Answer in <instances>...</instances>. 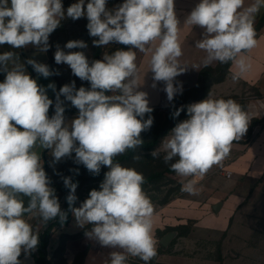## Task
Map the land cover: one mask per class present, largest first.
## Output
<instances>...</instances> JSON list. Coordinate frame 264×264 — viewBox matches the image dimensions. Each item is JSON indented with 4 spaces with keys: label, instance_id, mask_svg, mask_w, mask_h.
<instances>
[{
    "label": "clouds",
    "instance_id": "clouds-1",
    "mask_svg": "<svg viewBox=\"0 0 264 264\" xmlns=\"http://www.w3.org/2000/svg\"><path fill=\"white\" fill-rule=\"evenodd\" d=\"M107 0H85L71 4L65 11L62 0H0V45L21 49L29 45L40 52L49 50V36L65 17H86L88 33L96 47L112 42L130 46L129 50L104 52L101 60L91 63L83 51L65 52L59 46L56 64H66L72 74L90 83L76 89L75 82L56 92L55 114L49 117L53 100L46 89L27 74L15 51L0 54V264H22L19 257L34 252L39 244L40 227L29 222L37 218L44 226L67 213L61 210L55 189L50 187L37 147L50 150L53 163L72 157L90 173L99 175L107 167L100 190H91L89 198L74 207L77 183L62 177L69 189L66 201L79 227L90 225L85 236L101 247L112 249L105 264H127L138 258L149 264L156 255L154 205L144 191V175L135 168L114 162L127 151H135L144 141L141 133L151 128L153 118L145 114L147 93L141 86L137 51L150 55L149 71L153 85L164 82L169 101L180 91L174 79L188 66L181 65L183 55L179 38L180 21L175 0H124L109 10ZM264 9V0H199L183 25L203 29L195 47L205 56L200 65L214 62L231 64L233 81L251 68L248 55L259 45L256 17ZM66 49H85L82 40L68 41ZM36 73L48 78L49 66L34 59L26 61ZM48 89L54 92L55 84ZM106 92L112 93L106 95ZM78 109L70 123L65 121L64 101ZM183 108L177 109L178 117ZM188 119L178 123L151 152L154 159L164 153L163 161L179 177H191L182 183L181 192L198 195L195 178H203L230 154L234 141L247 132L258 113L243 110L234 99L206 98L187 106ZM136 156L134 159H140ZM78 174V169L76 170ZM23 197H27V203Z\"/></svg>",
    "mask_w": 264,
    "mask_h": 264
},
{
    "label": "crops",
    "instance_id": "crops-1",
    "mask_svg": "<svg viewBox=\"0 0 264 264\" xmlns=\"http://www.w3.org/2000/svg\"><path fill=\"white\" fill-rule=\"evenodd\" d=\"M251 2L252 0H245L246 6ZM197 3L199 0H175V11L181 24L179 38L183 51L179 61L181 65L188 67L174 79V86L180 88V91L172 101L184 90L196 85L203 68L192 67L200 65L205 56L202 50L195 47V42L202 38L203 29L199 26L190 28L183 25L186 16ZM259 14H264V9H261ZM257 39L258 47L248 53L251 57V70L238 81H233L234 67L230 64L224 79L214 82L202 100L234 99L238 103L244 102L243 110L249 109L258 115L250 121L248 130L242 138L233 142L227 158L220 165L213 166L202 179L195 178L200 189L198 195L191 196L180 192L168 202L154 208L157 255L149 262L150 264L262 263V260H255L259 254L254 251L264 249V194L258 195L253 192L264 188V27ZM4 51H15L20 62L24 64L27 74L40 86L45 87L47 95L52 99L59 85L56 74L44 78L26 63L28 59H34L38 63L48 65L54 72L50 65V51L40 52L31 45L21 49H12L7 44L0 45V54ZM138 54L136 63L142 83L138 90L147 93L149 107L171 103L164 91V82H156V87H152L153 73L149 71L151 54ZM217 64L218 62H214L211 66ZM4 79L5 73L0 72V82ZM50 83L55 84V92L47 88ZM48 115L51 118L49 113ZM46 150L40 147L36 149L41 155L44 170ZM227 170L231 172L230 176L227 175ZM188 179L192 178L183 177L182 183ZM50 187L55 189L59 199L60 190L52 183ZM23 199L27 203L28 198L23 197ZM82 202L83 200L77 199L74 207H79ZM29 222L34 228L39 225L40 240V235L46 226L39 224L37 218H32ZM189 225H191L190 231L185 232L184 229ZM90 227V225L79 227L73 215L68 224L54 227L46 248V258L50 264H105L107 255L112 249L103 248L97 242L88 239L85 232ZM170 232L173 236L168 244L164 245L161 241ZM38 247L27 257L21 254L19 259L22 264H42L37 259ZM139 263L144 262L138 258H129L127 262V264Z\"/></svg>",
    "mask_w": 264,
    "mask_h": 264
},
{
    "label": "rangeland",
    "instance_id": "rangeland-1",
    "mask_svg": "<svg viewBox=\"0 0 264 264\" xmlns=\"http://www.w3.org/2000/svg\"><path fill=\"white\" fill-rule=\"evenodd\" d=\"M78 2V0H62L63 7L66 9L73 3ZM88 0H85V5ZM124 0H107L106 7L109 10L116 8L121 5ZM88 20L86 17H82L77 20H72L71 18L65 17L60 23V26L53 31V33L49 36V45H50V57L51 63L54 68V71L59 74H56L60 79L61 85L71 84L73 81L75 82L76 89L80 87L90 88V83L87 81H81L78 77L72 74L70 67L66 64H56L54 60V53L57 50V46H59L65 52L68 51H83L91 63L94 60V56L96 50H100V60L103 58L104 52H108V54H112L116 51L117 47L120 46L119 43L112 42L107 46L96 47L93 45L92 41L94 39H98L95 37H91L87 30ZM71 40H82L84 41L88 47L85 49H66L64 46L68 41ZM121 49V48H120ZM137 51V59L139 58V51ZM112 93L106 92V95H111ZM61 100L64 101L65 107V121L66 123L75 118L78 115V109L71 105L70 101H66L63 96H61ZM55 101H53L52 105V113L51 116L55 114ZM153 111L149 114H145L144 119H147L149 115L153 118V124L151 128L147 131L141 133L144 138L149 139L152 137V127L155 123L163 121L165 116L175 107V99L169 104L158 105V106H150ZM188 119V116L180 118L175 126L182 122L183 120ZM174 126V127H175ZM173 127V128H174ZM172 128V129H173ZM170 132V131H169ZM161 143H159L154 149H145L141 146L135 150V153L128 159L122 161H114L119 162L122 166L135 168L138 172L142 173L147 179V177L153 173H158L156 177L152 179H147L146 183L143 185L144 191L150 197L154 208L158 205L162 204L166 199L176 196L181 192L182 186V177L177 176L174 172L169 170V165L165 164L163 161L164 153L161 152L160 158L154 159L151 156V152L155 149L159 148ZM74 156L65 157L61 161L53 163V157L50 155V150H46V170L52 176L54 181L61 185L59 199H66L67 189L64 184L62 177L71 176L72 180L80 177V181L77 183V189L75 195L77 199L85 201L89 198V193L91 190H100L99 186L104 179V173L108 171L107 167L102 166L99 175H94L90 173L83 165H77L74 163ZM139 156L140 159H134V157ZM78 169V174L77 170ZM81 172V174H79ZM253 193L262 195L264 194V188H260L255 190ZM60 201V200H59ZM255 204V203H254ZM191 229V225H189L185 230V232H189ZM189 230V231H188ZM259 255L255 257V260H262L261 264H264V249H256L254 251Z\"/></svg>",
    "mask_w": 264,
    "mask_h": 264
},
{
    "label": "trees",
    "instance_id": "trees-1",
    "mask_svg": "<svg viewBox=\"0 0 264 264\" xmlns=\"http://www.w3.org/2000/svg\"><path fill=\"white\" fill-rule=\"evenodd\" d=\"M264 27V14H259L256 17L255 22V28L257 31V36L259 32ZM121 48V49H120ZM130 46L120 44L119 47H117L116 50H129ZM50 51V48H49ZM94 60H100V50L97 49ZM231 62L228 64H221L218 62L216 66H208L203 67L199 73L198 81L195 86L188 88L184 90L176 99H175V107L165 116L163 121L157 122L152 127V137L149 139L144 138V136L141 135V139L144 141L142 148L145 149H154L159 143H161L163 137L175 126V124L178 122L180 118L186 117L187 115V106L196 103L198 101H201L209 92L210 86L214 82H218L224 79L226 76L229 66ZM52 69V63H50ZM55 72V71H54ZM56 73V72H55ZM58 78V76L56 75ZM58 89L56 92H59V89L62 87L60 79L58 78ZM56 92L54 93L52 100L56 98ZM183 108V110L180 112V115L178 117H174V113L177 109ZM52 113V106L49 108V114ZM135 151L129 150L125 154L120 155L115 158L114 161H122L125 159L130 158ZM170 170V168H169ZM47 176L49 177L52 185L55 188H58L59 190L62 188L61 185L57 184L54 179L50 176V174L45 169ZM171 171V170H170ZM173 172V171H171ZM81 174V172L79 173ZM158 173H153L147 177V179H152L157 176ZM146 179V180H147ZM80 181V177L75 178L73 180L74 183H78ZM67 197V196H66ZM174 197V196H173ZM172 197L166 199L163 203L168 202ZM162 203V204H163ZM74 206V205H73ZM61 210L67 213V219L61 223L59 218H56L50 222L47 223L46 228L44 229V232L40 235L39 240V247H38V255L37 259L42 264H50V262L46 258V248L47 244L49 242L50 234L52 232V229L59 225L68 224L70 222L72 213L69 210V205L65 199L64 203L61 205Z\"/></svg>",
    "mask_w": 264,
    "mask_h": 264
},
{
    "label": "water",
    "instance_id": "water-1",
    "mask_svg": "<svg viewBox=\"0 0 264 264\" xmlns=\"http://www.w3.org/2000/svg\"><path fill=\"white\" fill-rule=\"evenodd\" d=\"M239 104L241 105L242 109H244V107H245L244 102H240ZM215 208H216V207H215ZM172 236H173V233H172V232L167 233V234L164 236V238L162 239L161 242H162L164 245H167L168 242H169V240H170V238H171Z\"/></svg>",
    "mask_w": 264,
    "mask_h": 264
},
{
    "label": "built area",
    "instance_id": "built-area-1",
    "mask_svg": "<svg viewBox=\"0 0 264 264\" xmlns=\"http://www.w3.org/2000/svg\"><path fill=\"white\" fill-rule=\"evenodd\" d=\"M230 174H231V172L227 170V175L230 176ZM68 194H69V191H67V195H68ZM64 201H65V200H64L63 198H61V199H60V205H62V204L64 203ZM139 264H144V263H139ZM149 264H150V263H149Z\"/></svg>",
    "mask_w": 264,
    "mask_h": 264
}]
</instances>
